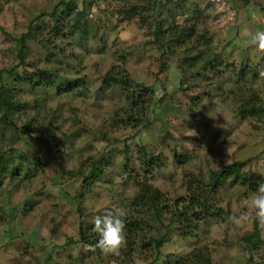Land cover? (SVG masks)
Segmentation results:
<instances>
[{
    "label": "rangeland",
    "instance_id": "1",
    "mask_svg": "<svg viewBox=\"0 0 264 264\" xmlns=\"http://www.w3.org/2000/svg\"><path fill=\"white\" fill-rule=\"evenodd\" d=\"M58 1L0 0V84L16 103L7 116L9 122L0 123V137L21 170L20 175L0 184V264H17L14 257L22 253L17 251L23 246L12 250L17 243L10 237L27 241L26 230L33 224L37 229L33 227L32 237L40 252L44 239H52L55 248L48 250L53 261L77 264L74 258L81 257L82 264H95L98 255H86L83 245L77 243L70 257L66 250L74 246L64 247L77 237L76 188L93 161L100 163L101 173L78 198L80 218L89 227H93L92 218L106 209L118 207L126 213L135 191L132 180L148 168V182L169 199L184 193L183 179L188 173L206 178L210 170L234 160L244 161L245 170L264 179V115L261 121L240 118L232 87L221 86L222 82L234 83L229 73L222 74L224 64L233 69L245 63L256 73L254 77L248 73L247 80L264 105V78L258 74L264 70V55L259 56L250 46L230 47L229 35L216 30L214 6L206 2L198 6L191 0H158L152 14L164 19V26L171 15L172 23L183 25V12L207 13L198 19L192 38L181 49H171L179 48L174 45L166 52L159 43L170 45L167 37L159 36L156 43L152 26L138 25L134 18L113 19L110 8L100 13L95 9L91 18L76 24L73 15H65L54 25L48 14ZM80 1L75 4L81 5ZM251 1L253 6L255 1L263 4L262 0ZM255 11L259 12L256 6ZM260 11L264 15V10ZM21 39L26 47L19 59ZM212 54L217 55L213 61L217 69H202ZM113 65L122 66L135 82L151 90L140 125L117 120L125 115L127 104L120 86H101L103 74ZM37 69L46 70L52 86H33L28 81ZM141 158L144 163L151 161L150 167L142 165ZM252 195L245 186L226 182L217 193L220 206L227 207L232 217L246 212L250 219L236 225L220 215L201 222L192 236L184 238L192 242L190 251L209 240L211 258L220 260L219 264H264L263 238L251 253L240 241V236L252 229L253 211L246 206ZM30 205L34 209L28 212ZM145 218L151 226L147 235L164 233L166 217L161 223L153 214ZM167 224L166 230L176 234L174 225ZM261 236L264 230L260 228ZM4 239L10 244L4 245ZM29 251L21 264H34L36 251ZM137 256L142 263L143 256L137 253L131 260ZM105 257L100 256L97 262L116 264ZM173 259L171 264H180Z\"/></svg>",
    "mask_w": 264,
    "mask_h": 264
},
{
    "label": "trees",
    "instance_id": "2",
    "mask_svg": "<svg viewBox=\"0 0 264 264\" xmlns=\"http://www.w3.org/2000/svg\"><path fill=\"white\" fill-rule=\"evenodd\" d=\"M63 1H65V5ZM105 1H107V3ZM157 2L158 0H81V5L78 6L75 4V0H60L53 6L48 16L53 20L54 25H56L58 22H61L58 20L63 19L65 15L67 17L68 15H73V22L76 24L86 20V15L90 11L96 9L100 13L110 8L113 10L112 15H115L116 17L121 16L124 20L134 18L138 25L147 23V25L149 24L152 26L151 34L156 43H158L159 36L167 37V40L170 41V45L167 41L165 46H163L164 44L159 43L160 47H163L166 52L168 47L170 49L174 45L179 48L171 49H181L185 42H187L189 38H192L198 19L201 20L202 16L206 17L207 13L205 10H197V13L194 14V9L191 12H183L182 14L185 16V19H183V25H180V23H172L173 16L171 15V20H169L168 24L164 26V19H158L152 14ZM174 5H177V3H174ZM62 6H65V8ZM146 9L149 11L148 15L145 13ZM95 17H97V14H95ZM22 39L19 55L17 56L19 59L21 58V53L26 47ZM165 51H162L161 53H164ZM161 56L163 55L161 54ZM163 59L165 61V58ZM191 59L193 61L194 57H191ZM216 60L217 55L212 54L205 62H203L201 68L206 69L207 66H210L209 69L216 70L217 66H215L213 62ZM227 65L228 64H224L225 67ZM161 66L160 69L162 68ZM225 67L224 73L222 72V74L225 75L226 73H229L233 78L234 83L222 82L221 86L228 84L232 87V95L237 101L236 114L240 118L250 119V117H252L254 121H261V118L264 115V105L261 103L258 95L253 91L251 81L249 83L247 80L248 73L251 72L252 77H254L256 73L250 71V68L247 67L245 63H240L233 69ZM28 81L33 84V86L43 85L44 87H50L53 85L44 69H37V71H34ZM101 86L102 88L120 86L122 90L127 104L125 107V115L117 117L118 121L121 123L133 124L135 126L141 124L144 119L146 108L152 98L150 89L141 83L135 82L129 74L125 72L122 66L115 67L114 65L103 74L101 78ZM195 99H197V97H195ZM15 105L16 103L7 97L3 86L0 84V106L2 107L0 123L7 124L9 122L7 116L11 114ZM17 138L19 139L18 135ZM3 142L2 137H0V184L5 178L7 179L9 177L18 176V171L20 170L19 164L14 161V158L11 155L7 154L8 151L5 150ZM11 150L12 148L10 147L9 151ZM140 163L148 167L152 164L151 161L144 163L142 158L140 159ZM244 166V161L234 160L229 163L220 164L214 170H210L206 178L194 175L193 173H188L183 179L184 193L173 199H169V197H167L162 191L148 182L146 174L150 172V168H148L147 172H143V175L140 177L135 176L132 180L135 191L132 195L131 208H129L123 217L125 221L124 231L127 240L126 247L121 250L119 256H106L105 259L109 261L112 260L116 264H152L159 256L160 247L166 237L171 234L169 230H166L167 223L169 225H174L173 230L176 234L182 238H186L192 236L199 224L207 219L226 215L227 217L225 221L228 220L230 222L231 220L229 218L232 217V213L227 207L223 208L220 206L217 197L218 191L226 185V182H228V184L245 186L248 191L255 193L257 184L261 180H264L260 174L245 170ZM78 173L79 175L81 174L79 171ZM100 173V163L97 161L91 162L90 168L86 174L81 175V181L76 188L75 197L77 204L75 205V210L78 217L76 242L85 247L87 245H95L99 236L92 231L93 227L87 226L81 220V207L78 204V198L82 195L85 189H88L87 187L92 185V183L99 177ZM148 214H153L156 221L160 223L163 217L167 218V222L163 226L165 231L162 235L158 237L147 235L150 232L151 227H149V222L147 218H145ZM251 228V231L245 232L240 236L241 246L248 253H251L250 251L253 250L261 240L258 222L253 220ZM137 237L140 238L139 242L136 241ZM209 243L214 244L216 242L210 240ZM86 250V255H98L94 256L96 261L102 259L100 256L103 257V254L100 253L99 249H96L95 251H92L91 249ZM134 253L143 256H141L142 258L140 259L142 263L137 261L139 256L136 257V260H131V256ZM147 255H150L151 259L146 260ZM211 255L212 250L207 243L201 245L197 249H193L185 256L177 258V260L180 264H211ZM74 259H77V264H82L81 257H75ZM72 263L73 261L70 264ZM56 264L68 263L58 262Z\"/></svg>",
    "mask_w": 264,
    "mask_h": 264
},
{
    "label": "crops",
    "instance_id": "3",
    "mask_svg": "<svg viewBox=\"0 0 264 264\" xmlns=\"http://www.w3.org/2000/svg\"><path fill=\"white\" fill-rule=\"evenodd\" d=\"M248 1L249 2L247 4H244L247 2V0H223V2L220 5L213 7V9L218 14L216 15L217 17L216 22L218 21L216 23V30L220 34L221 33L225 34V36L229 35V39H231L230 47L234 45V46H238L240 49H246L248 46H250L252 50H255V48L251 46L250 44V39H251V36L255 34L257 31H264V19H263L264 15H261L263 14L262 13L263 11H260V10H264L262 9L264 8V0L261 1L263 2V4L259 3L258 1H255L254 5L256 6L257 11L259 12L255 11V6L252 5L253 1L251 0H248ZM190 2L197 3V5L200 6L198 3L202 5L203 3H205V0H191ZM257 25H259V28H255ZM258 55L260 56V54ZM18 175H20L19 171H18ZM33 209L34 208L32 205H30L29 208H27L28 212H30ZM15 218L16 217H14V219ZM34 225L35 224L32 225V229L30 227L28 231L26 230V232L29 233L27 235V238H28L27 241L26 240L22 241L20 238H17L14 235H11L10 237L11 239L12 238L14 239L13 241L14 243H17V245L14 246L12 250H15L14 248H17L18 246H21V245L23 246V249H21L20 251H17L18 253L20 252L22 253L18 257H14L16 258V260H19L16 263L17 264L23 263L24 260H26L28 255L30 254L29 250L32 248L34 251H36V254L33 253V256L35 259L34 264H56L57 261L55 260L53 261L54 258H51L49 255V250L50 249L52 250L53 248H55L53 245L52 239H50V237H46V239H44L45 240L44 245L40 246L43 249L42 252H40V248H36V245H34L33 240L35 237H32V235H35V233H33V227H35ZM74 231L76 233V226L74 227ZM49 234L51 235L50 231H49ZM45 235L46 233L43 236ZM260 238L264 239V237L262 236ZM75 240H76V236H74L72 239H69L68 242H65L64 244V247L70 246V245L74 246L72 247L73 248L72 250H70V247L69 249L66 250L68 252L66 254L67 257H70L71 256L70 254H72V252L75 250V247L78 246ZM188 240L190 239H184L178 234H172V233L169 234L166 237L165 241L163 242L162 246L160 247L159 256L157 257L156 261L153 262L152 264H171L170 263L171 258L175 259L178 257L185 256L186 254L189 253L190 244H192V242L191 241L188 242ZM9 241L10 240H5L4 245H7V243L10 244ZM208 241L209 240H207L206 243H208ZM23 242L26 243V245H24ZM186 242H188V245H185ZM163 245H166V247H163ZM83 248L86 250L84 246ZM8 253L11 254L12 251L8 250ZM5 254H7V252ZM211 260H212L211 264H219V261H220V260L216 261L214 258H211ZM91 261H93V259H91ZM94 262L95 264H102V263H98L95 259H94ZM105 264H108V263H105Z\"/></svg>",
    "mask_w": 264,
    "mask_h": 264
},
{
    "label": "clouds",
    "instance_id": "4",
    "mask_svg": "<svg viewBox=\"0 0 264 264\" xmlns=\"http://www.w3.org/2000/svg\"><path fill=\"white\" fill-rule=\"evenodd\" d=\"M250 44L259 54L264 55V31H257L253 34ZM258 74L264 78V70H259ZM246 206L253 211L251 219L258 222L259 227L264 230V180L257 184L256 191ZM124 215L123 210L118 207L106 209L103 214L95 215L91 221L93 224L92 231L98 234L99 239L95 245H87L86 247L92 251L99 249L100 253L105 256H119L127 244ZM229 219L232 223L240 225L242 222L248 221L250 217L245 212L239 217L233 216Z\"/></svg>",
    "mask_w": 264,
    "mask_h": 264
},
{
    "label": "built area",
    "instance_id": "5",
    "mask_svg": "<svg viewBox=\"0 0 264 264\" xmlns=\"http://www.w3.org/2000/svg\"><path fill=\"white\" fill-rule=\"evenodd\" d=\"M205 2H206L207 4H209V5H212V6L216 7V6L220 5V4L223 2V0H205ZM91 17H92V11H90V12L87 13V15H86V18H91ZM115 17H116V16L113 15V19H114Z\"/></svg>",
    "mask_w": 264,
    "mask_h": 264
}]
</instances>
